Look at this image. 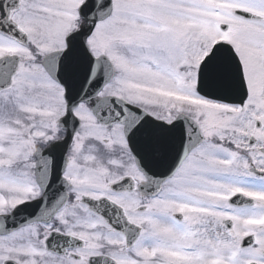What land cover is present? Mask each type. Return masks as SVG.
I'll list each match as a JSON object with an SVG mask.
<instances>
[{
    "label": "snow or ice",
    "instance_id": "snow-or-ice-1",
    "mask_svg": "<svg viewBox=\"0 0 264 264\" xmlns=\"http://www.w3.org/2000/svg\"><path fill=\"white\" fill-rule=\"evenodd\" d=\"M0 264H264V0H0Z\"/></svg>",
    "mask_w": 264,
    "mask_h": 264
}]
</instances>
